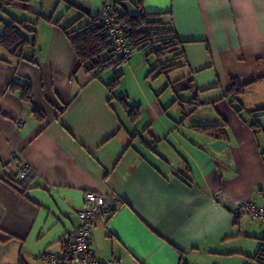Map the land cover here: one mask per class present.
<instances>
[{
	"label": "crops",
	"instance_id": "1",
	"mask_svg": "<svg viewBox=\"0 0 264 264\" xmlns=\"http://www.w3.org/2000/svg\"><path fill=\"white\" fill-rule=\"evenodd\" d=\"M127 1L136 0H15L0 14V33L13 20L34 41L22 57L0 47V264H72L89 191L119 198L92 233L102 258L264 264V223L232 215L241 201L264 204V0H143L145 12L170 20L186 63L160 73L173 53L134 50L98 76L85 71L64 28L86 24L104 3L127 10ZM231 78L248 83L233 105ZM13 82L30 83L32 103ZM119 98L139 108L135 122ZM189 101L197 106L177 123ZM222 121L224 139L193 128Z\"/></svg>",
	"mask_w": 264,
	"mask_h": 264
},
{
	"label": "trees",
	"instance_id": "2",
	"mask_svg": "<svg viewBox=\"0 0 264 264\" xmlns=\"http://www.w3.org/2000/svg\"><path fill=\"white\" fill-rule=\"evenodd\" d=\"M15 0H0V14L5 8L11 6ZM143 0H136L132 2L133 8L136 10L134 14L129 13L127 10L119 12L114 4L113 12L117 22L122 26L126 39L129 41L133 50L144 51L150 50L155 57L160 60L167 53H173V58L170 61H159L158 68L160 73H167L179 67H182L186 61L182 51L183 42L179 41L170 20L164 21L162 14L148 13L142 9ZM22 24L16 21H9L3 25V31L0 33V47L3 49L22 57L20 50L26 44L34 41H29L22 31L20 26ZM72 25L64 28L67 33L70 46L79 62V66L85 71L93 73L98 76L105 69L120 64L121 59H116L115 54L110 48L108 36L105 34L103 26L100 24V15L91 16L89 22L86 24L73 28ZM69 29V30H68ZM180 59H184V63H179ZM35 62L33 58L29 60ZM118 76H116L110 83L109 87L114 88L117 85ZM248 83H240L237 78H231L230 84L226 89L225 97L229 98V103L234 104L237 95L244 91ZM10 88L12 91H19L22 100L32 103V87L29 82L24 84L11 83ZM118 102L121 104L124 112L126 113L130 122H135L139 117V108L130 107L124 98H119ZM193 107L184 112L182 119L177 122L180 123L188 116L197 106L196 101L187 102ZM33 111L38 117L42 116L36 107ZM238 115L241 113V108H235ZM225 122L222 121L220 125H203L193 126L195 130L203 134L212 136L217 139L225 138ZM253 128L256 124H251Z\"/></svg>",
	"mask_w": 264,
	"mask_h": 264
},
{
	"label": "built area",
	"instance_id": "3",
	"mask_svg": "<svg viewBox=\"0 0 264 264\" xmlns=\"http://www.w3.org/2000/svg\"><path fill=\"white\" fill-rule=\"evenodd\" d=\"M99 15L100 24L108 36L110 48L115 56L125 62L131 60L134 50L126 39L122 26L114 16L112 5L104 3ZM16 125L20 126L21 122L18 121ZM30 170L29 164L25 163L21 165L17 174L18 178L24 179ZM221 196H214V199L219 201ZM107 201L111 205H117L119 198L116 195L107 197L105 194L92 191L84 193L83 204L76 212L79 223L69 249V257L72 264H119L117 259L100 257L90 246L96 220L98 215L106 209L108 205ZM232 215L234 218L245 215L250 221L259 220L264 223V204H257L254 201H241L232 210ZM38 259L42 261H56V258L49 253H41Z\"/></svg>",
	"mask_w": 264,
	"mask_h": 264
},
{
	"label": "rangeland",
	"instance_id": "4",
	"mask_svg": "<svg viewBox=\"0 0 264 264\" xmlns=\"http://www.w3.org/2000/svg\"><path fill=\"white\" fill-rule=\"evenodd\" d=\"M125 6H126L127 10L129 11V13H131V14H134L135 13L136 10L133 8L131 2H128L127 1L125 3Z\"/></svg>",
	"mask_w": 264,
	"mask_h": 264
}]
</instances>
